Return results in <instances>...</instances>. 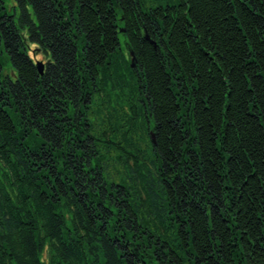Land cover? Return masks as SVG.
<instances>
[{
	"label": "trees",
	"instance_id": "trees-1",
	"mask_svg": "<svg viewBox=\"0 0 264 264\" xmlns=\"http://www.w3.org/2000/svg\"><path fill=\"white\" fill-rule=\"evenodd\" d=\"M11 1L0 264H264V0Z\"/></svg>",
	"mask_w": 264,
	"mask_h": 264
},
{
	"label": "water",
	"instance_id": "water-1",
	"mask_svg": "<svg viewBox=\"0 0 264 264\" xmlns=\"http://www.w3.org/2000/svg\"><path fill=\"white\" fill-rule=\"evenodd\" d=\"M147 38L149 39L148 36H147ZM151 43L155 44L153 41H151ZM131 55H132V60H131L132 61V67H135L134 54H133V52L131 53ZM37 65H38V68L40 70V73H43V71H44V64L42 62H39Z\"/></svg>",
	"mask_w": 264,
	"mask_h": 264
},
{
	"label": "rangeland",
	"instance_id": "rangeland-1",
	"mask_svg": "<svg viewBox=\"0 0 264 264\" xmlns=\"http://www.w3.org/2000/svg\"><path fill=\"white\" fill-rule=\"evenodd\" d=\"M6 4H7L8 9H9V7L12 5V1L11 0H6Z\"/></svg>",
	"mask_w": 264,
	"mask_h": 264
}]
</instances>
